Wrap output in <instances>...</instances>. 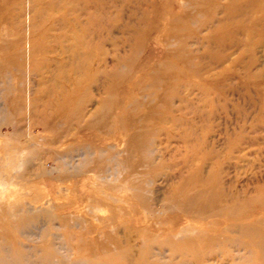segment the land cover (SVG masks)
<instances>
[{"label":"rangeland","instance_id":"rangeland-1","mask_svg":"<svg viewBox=\"0 0 264 264\" xmlns=\"http://www.w3.org/2000/svg\"><path fill=\"white\" fill-rule=\"evenodd\" d=\"M0 246L264 264V0H0Z\"/></svg>","mask_w":264,"mask_h":264},{"label":"bare ground","instance_id":"bare-ground-1","mask_svg":"<svg viewBox=\"0 0 264 264\" xmlns=\"http://www.w3.org/2000/svg\"><path fill=\"white\" fill-rule=\"evenodd\" d=\"M2 176V175H1ZM3 177V176H2ZM33 221V219H25L22 220L19 224L21 230L22 228L25 229L28 223H31ZM12 226V225H11ZM17 226V227H19ZM20 232V231H19ZM1 247V246H0ZM256 248V247H255ZM13 253V255H12ZM12 253H10L9 251H5L4 249L0 248V264H30V262L28 260H26V258L19 252H14L12 250ZM53 254V253H52ZM51 256V253H47L46 256V261H49V257ZM21 259V260H20ZM28 259V258H27ZM20 260V261H19Z\"/></svg>","mask_w":264,"mask_h":264}]
</instances>
